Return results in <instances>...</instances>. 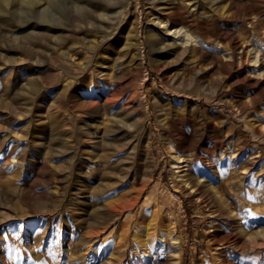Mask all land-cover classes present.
<instances>
[{
	"label": "rangeland",
	"instance_id": "374dc122",
	"mask_svg": "<svg viewBox=\"0 0 264 264\" xmlns=\"http://www.w3.org/2000/svg\"><path fill=\"white\" fill-rule=\"evenodd\" d=\"M40 1L46 7L43 14L24 9L21 0L0 1V264H80L75 251H80L81 196L86 194L89 210L101 205L103 199L88 196L91 188L126 171L129 185L139 186L149 198L157 197L177 215L184 250L180 264H199L210 226L206 209H200L198 202L181 198L182 204L178 194L170 195L177 193L174 156L180 154L192 155L191 176L217 193L204 195L208 204L233 213L234 222L230 226L220 221L218 234L239 228L242 264H264V0H237L225 18L209 20L210 34H198L208 47L219 49L224 44L220 27L236 32L247 45L261 48L260 68L253 60L238 70L224 67L210 52L204 61L207 69L198 79L192 78V72L185 70L189 53L180 54V48L171 54L153 51L147 40L153 31H148L141 10L155 13L162 0L144 7V0H131L132 15L119 27L120 16L114 18V32L101 43L98 58L105 74L94 73L92 83L93 67L88 68L89 76L81 66V26H75L78 20L71 21L87 11L76 12L69 0ZM207 10L199 7L190 14L204 20ZM52 15L60 17L55 22L65 28L24 23ZM248 15H254V23L244 21ZM180 26L177 33L172 32L174 26L167 32L184 44ZM89 34L93 40L104 33L89 28ZM126 41L136 43L137 54L123 55ZM118 58H126L128 65ZM173 71L179 77L172 83ZM94 84L102 102L93 92ZM236 96L247 100L245 108L233 105L230 98ZM131 97L137 100L131 102ZM122 104L127 109H121ZM160 108L174 114L170 124L153 118ZM145 119L148 125L143 127ZM129 121L133 123L125 124ZM186 135L192 143L175 145ZM148 153L154 161L149 180L150 167L144 164ZM248 236L259 245L250 248ZM70 248L73 259L68 256ZM159 251L133 264H165L167 250Z\"/></svg>",
	"mask_w": 264,
	"mask_h": 264
},
{
	"label": "bare ground",
	"instance_id": "6f19581e",
	"mask_svg": "<svg viewBox=\"0 0 264 264\" xmlns=\"http://www.w3.org/2000/svg\"><path fill=\"white\" fill-rule=\"evenodd\" d=\"M21 1L24 4V9L28 8L32 12H37L40 14H43L44 11H46V7L43 6L42 1L40 0ZM48 1L50 3L54 2V0ZM155 1L157 0L141 1L142 7H144V4L146 3H153ZM205 1L206 4H204V6H199L198 0H162L160 3L158 2L156 4L155 13H148L149 11L142 9L141 11L144 13V15L146 14L145 23L149 29L148 31H153L152 34L148 33L149 35L147 38L149 43L152 45L151 49L153 51L162 53L168 52L171 54L174 53L176 49L180 48V54L186 55L189 53L187 55L189 57L184 59L186 63L185 70L191 71L192 78L195 79H198L199 73L207 69V67L204 65V61L205 57L210 52H213L214 55L218 56L220 64L224 67L236 68L238 70L242 68L243 63H246L248 60H253L254 62L258 63V68H260V65L262 64L260 51L261 48H258L259 46L256 47L257 45H251L250 43V45H247L245 40L242 41V36L234 31H230L228 33L222 27H220L221 31L219 32V36L224 39L222 40L224 44L219 47V49H212L208 47L203 42V40L198 38V34H210L211 27L208 24L210 19H223L226 16L224 13L227 9L232 7L236 8L237 6V0ZM69 2L73 10L76 12L80 13V10L87 11V13L81 18L79 14H76L75 17L71 19V21L78 20L75 23V26L77 28H80L81 26L83 55L81 66L85 75L89 74L90 72L91 76L90 74L89 76L91 78H89V80L92 83L95 82L94 73H96V76L99 77H103L105 74V72L102 71L105 65L103 62L99 61L100 59L98 58V53L101 49V43L111 33L114 32L111 27L113 22L112 20L114 18V20H117V16H120L121 21L118 22V27L123 22H126L127 19L132 15V1L69 0ZM199 7H207L208 9V13L206 14L207 17H205L204 20H199L194 17L195 15L193 16V14H190V11L197 12ZM189 8L190 10H188ZM240 9L241 8H237L236 11H239ZM114 12H116V15L113 16L112 14ZM56 20L59 21L60 17H57V15H52L49 18L44 19V21H40L39 19L38 21H34L28 18L24 23H34L36 25L45 24L51 30L65 28V24H59L58 22H55ZM254 20V15H248V17L244 18V21L249 23H254ZM169 21L170 23L174 21V23L169 24ZM178 23H181L179 28H184L183 37L180 40L184 44L177 42V39L169 35L167 32L169 29H171V26H174V31L172 32H179L180 29H177ZM154 27L155 30L153 29ZM89 28H100V30H102L104 33L102 35L103 37L96 36L93 40H90L91 35L89 34ZM123 49V55H129V53L133 55L138 53V50L135 51L137 47L136 43L133 41H126L124 43ZM195 55L197 56L195 59L191 58ZM130 59L128 61H130ZM139 60L144 61L142 56L139 58ZM118 61L126 62V58H118ZM167 62H172V60H168ZM126 64L128 65L127 62ZM89 67H93V69L88 72ZM113 67V70L115 71V64ZM174 72L175 71H173L172 76L170 75L172 83L175 82V80L179 77V73ZM93 92L97 94L98 101L100 102L102 99H99L100 95L98 94L95 84L93 86ZM214 93H218V87L215 88ZM146 95L148 96L149 93H146ZM250 99L252 100L253 98ZM136 100V97H131V102ZM230 100L233 102V105L240 110L245 108L248 104L247 100H242L241 96L232 97ZM105 103L107 102L103 101V104ZM121 109H127L126 105L122 104ZM169 111L162 108L157 109L153 118L163 122L164 124H170L175 119V117L174 114L170 113ZM113 122H120V119H114ZM129 123L133 122L129 121L125 124L130 125ZM141 125L146 127L148 125V119L141 120ZM185 137L186 139L184 142H182V140H178L175 145L183 146L192 143L190 142L192 141L191 136L186 135ZM152 158L153 156L149 153L144 158L145 166H147V168L150 167L149 171H147L148 180L151 178V171L154 168V161ZM174 158V162L177 164V169L174 171L175 176L178 178L177 182L174 184H177V193L171 192L170 195L174 196L175 194H178V198L181 203L184 201L181 198H186L190 202H198L200 209H206V213L208 215L207 223L210 228L212 227L211 229L209 228L208 232L204 235L203 240L207 244V250L201 251L199 264H242V248L244 249L242 245H244V243H242L241 234L238 233L239 228H234L232 226V231H227L226 235L224 233V235L221 236L218 234L219 231H217V227L222 226L220 225V221L231 226V224L234 222L233 213L231 211L226 212L223 209L215 210L208 204L207 200L204 198V195L208 194L211 197H216L217 193H213L211 189L206 186V184L200 183L191 176L193 164L190 159H192V155L180 154L175 155ZM196 158L202 161L204 156L198 155ZM97 159L100 160V158H95V161ZM87 165L88 164H86V166ZM129 175L130 173L126 171L120 174L119 177L111 178L109 180L105 178V181H101L98 184L95 183V186L92 185L93 187L91 188L90 193H88V196H91V198L96 201L101 199L104 201L101 203V205L97 203L91 210H89L87 204V197L85 196L86 194L84 193L83 196H81L80 211L82 212H80L81 220L79 227L80 251H75L76 257L80 259V264H133L134 262L137 263L147 260L154 254V252L165 248L167 250L166 252L168 253V260L165 264H180L184 255V250L177 231V215L173 209L167 205H164L163 202L157 197L150 196L149 198L147 197L145 191L141 192V188L139 186L134 185V183L129 185ZM126 186L129 188L128 190L119 191L121 188ZM147 198H149V201H147ZM119 220H122V222L119 224L121 228L116 232V234H112L113 229ZM241 228L242 227H240V230L242 232ZM247 241L251 244L250 248L255 247L254 243L256 242V244L259 245L257 239L252 240L249 236L247 237ZM71 249L72 248H70V251H68V253L70 252L68 256L69 258L73 259L74 255H72V253L74 254V252ZM193 254L194 253H192V256ZM69 258L68 262H70ZM154 259L156 260V258ZM75 263L79 264L77 262Z\"/></svg>",
	"mask_w": 264,
	"mask_h": 264
}]
</instances>
